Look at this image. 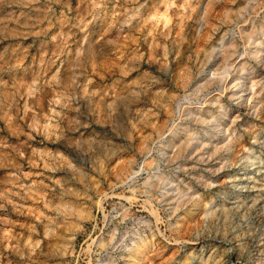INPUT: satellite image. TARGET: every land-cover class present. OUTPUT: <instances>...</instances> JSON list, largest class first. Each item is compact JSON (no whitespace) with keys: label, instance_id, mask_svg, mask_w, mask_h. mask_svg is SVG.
I'll list each match as a JSON object with an SVG mask.
<instances>
[{"label":"rangeland","instance_id":"obj_1","mask_svg":"<svg viewBox=\"0 0 264 264\" xmlns=\"http://www.w3.org/2000/svg\"><path fill=\"white\" fill-rule=\"evenodd\" d=\"M0 264H264V0H0Z\"/></svg>","mask_w":264,"mask_h":264}]
</instances>
